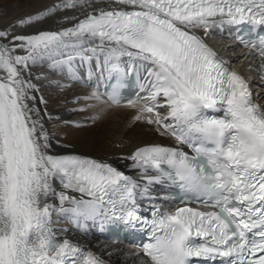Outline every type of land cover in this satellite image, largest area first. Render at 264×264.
Here are the masks:
<instances>
[{
  "label": "snow or ice",
  "instance_id": "6c2138e0",
  "mask_svg": "<svg viewBox=\"0 0 264 264\" xmlns=\"http://www.w3.org/2000/svg\"><path fill=\"white\" fill-rule=\"evenodd\" d=\"M88 2L61 0L0 27V264H107L58 237L54 214L82 228L112 221L148 229L149 242L133 253L139 264H264V105L207 42L226 24L264 29V0H110L71 27L16 31ZM259 51L264 57V40ZM77 62L109 74L92 99L134 109L136 122L191 154L137 146L124 159L141 182L106 160L54 152L32 68L66 66L75 76ZM129 72L139 84L125 99ZM165 180L196 206L143 216L138 199Z\"/></svg>",
  "mask_w": 264,
  "mask_h": 264
},
{
  "label": "bare ground",
  "instance_id": "6f19581e",
  "mask_svg": "<svg viewBox=\"0 0 264 264\" xmlns=\"http://www.w3.org/2000/svg\"><path fill=\"white\" fill-rule=\"evenodd\" d=\"M59 3H61V0H27L24 4L18 3L12 7L4 8L0 11V27L26 15L44 11L53 4ZM105 3H110V0H89L88 4H84L83 7L61 10L55 15L45 17L33 25L17 28L16 31L18 33H31L36 30L67 28L76 22V19L73 17L82 18L86 11H91L90 5L99 4L103 6ZM213 32L215 35L209 34L207 42L214 50L215 46L218 49L223 47L222 50L224 49L226 51L225 53L230 54L229 58L234 57L233 61L228 58L229 60L227 62L231 66L237 63L241 55L244 56L243 62L240 63L242 67H236V70L245 77L249 87L252 85L251 80L253 83H257V85L256 83L254 84V86H258L255 90L261 89L262 92L255 96L253 94V97L258 104L263 105L264 79L260 77L259 71L264 68V65L261 63V60L254 53L247 54L246 52L244 54V50L238 48L231 38L218 37L214 28L211 30V33ZM215 37L219 40H224V42L222 41V43L218 44L215 42ZM215 51L217 52V50ZM45 64L48 63H41L32 68L34 79L36 70L43 68ZM33 83L38 89L40 85L35 83L34 80ZM44 85L45 83H43ZM34 94L38 98L36 106L41 110V115L44 116L45 127L49 130L53 138V151L56 153H75L106 160L114 163L115 166L127 175L143 182L141 173L136 169L130 168V162L124 159V157L137 146L143 144L174 143L171 138L159 136L151 125L136 122L134 120V116L136 115L134 109L125 105L107 108L99 101L91 98L92 92L86 90L80 91L77 88L71 89L68 92L69 95L66 97L69 99V102H80L79 104L82 105L80 113H77L73 107L67 110L49 109L47 112L43 107V103L39 102V89ZM83 95H89L91 97L88 100L80 101ZM47 113H50V116ZM149 193L150 195L147 196L152 200H161L158 183L150 186ZM52 228L58 237L67 238L93 250L109 264H139L138 257L133 255V253L138 252L136 249L126 244H108L102 238L94 235L89 223L86 228L78 227L71 219L66 218V216L54 214Z\"/></svg>",
  "mask_w": 264,
  "mask_h": 264
},
{
  "label": "rangeland",
  "instance_id": "374dc122",
  "mask_svg": "<svg viewBox=\"0 0 264 264\" xmlns=\"http://www.w3.org/2000/svg\"><path fill=\"white\" fill-rule=\"evenodd\" d=\"M27 0H0V11L3 10L4 8H8V7H12L14 5L19 4H24L26 3ZM212 35H215V33H209ZM208 34V35H209ZM223 40H219L218 38L215 37V42L222 43ZM224 42V41H223ZM214 43V41H213ZM216 44V43H214ZM217 44V45H218ZM220 46V45H219ZM223 48V47H222ZM222 48L218 49L217 46H215V50H217L218 54L221 55L222 57L225 58L226 61H228L229 59H231L233 61V58H229L230 54L229 53H225L226 51ZM225 53V54H224ZM243 55L240 56L239 60L237 61L236 64L232 65V67H237V68H241L242 65H240L241 62H243ZM229 58V59H228ZM49 63L43 65L44 69H38L35 72V79L34 82L39 84V93H40V97L43 98L44 101H46V103H43V107L44 109L48 112L49 109H53V110H58V109H65L67 110L70 107H73L75 109V111L77 113H80L81 109H82V105H80V102H69V99L66 97L68 94V92H70L71 89L77 88L80 91H88V92H92L94 93V89L92 88V86H90L87 89H80L76 86H71V85H67L66 83L62 82V79L56 78L55 77V69H50L49 67ZM240 66V67H239ZM46 67V68H45ZM52 70V71H51ZM236 70V69H235ZM59 77V76H57ZM252 82V88L254 87V96L257 95L258 93L260 94L262 91L261 89H256L258 88V86H254V84L256 82L253 83ZM43 83H45V85L43 86ZM257 85V83H256ZM61 88V89H60ZM69 97V96H68ZM91 96L89 95H83L80 98V101H85L88 100ZM264 105V103H263ZM48 116H50V113H47Z\"/></svg>",
  "mask_w": 264,
  "mask_h": 264
}]
</instances>
